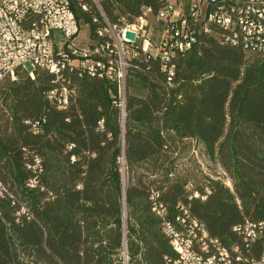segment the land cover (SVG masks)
<instances>
[{
	"label": "trees",
	"instance_id": "1",
	"mask_svg": "<svg viewBox=\"0 0 264 264\" xmlns=\"http://www.w3.org/2000/svg\"><path fill=\"white\" fill-rule=\"evenodd\" d=\"M72 1L83 23L99 16L96 7L83 11ZM102 4L112 21H132L143 5L158 9L157 0ZM147 65L150 73L128 72L123 121L117 84L106 79L71 77L77 91L65 109L47 98L49 73L20 71L3 82L0 178L14 198L0 196V264H166L176 252L153 210L152 187L168 218L183 203L210 236L245 250L233 227L264 221V57L203 34L178 59L169 95L158 63ZM39 117L45 121L35 134L27 121ZM177 138H197L233 187L174 175ZM206 188V199L194 195ZM262 249L258 241L252 253Z\"/></svg>",
	"mask_w": 264,
	"mask_h": 264
},
{
	"label": "built area",
	"instance_id": "2",
	"mask_svg": "<svg viewBox=\"0 0 264 264\" xmlns=\"http://www.w3.org/2000/svg\"><path fill=\"white\" fill-rule=\"evenodd\" d=\"M79 1L83 11L91 7L99 10L91 23L77 17L72 0H0V88L6 80H16L20 71L32 78L37 71H44L52 75L47 98L65 109L77 91L71 77L106 79L117 84L119 98L115 102L121 107L123 121L129 70L150 73L147 64L158 63L169 95L178 59L194 49L203 34L264 57V0H157L156 11L143 5L142 13L132 21L126 15L112 21L103 11L102 0ZM91 24L96 26L94 31ZM28 28H36V35L28 36ZM63 63L72 64V72H64ZM44 121L39 117L27 122L37 134ZM178 155L177 149L173 157ZM40 167L36 157L33 168ZM36 184V178L29 182L30 186ZM209 192L206 188L204 194L196 190L194 195L206 199ZM0 196L14 198L1 178ZM150 198L176 252L174 258L166 257V264H264L263 220L234 226L245 241V250H237L234 243L235 255H227L223 241L210 236L187 205L179 203L176 217L170 219L157 188H151ZM180 230H190V237H180ZM258 241L263 249L255 256L252 247Z\"/></svg>",
	"mask_w": 264,
	"mask_h": 264
},
{
	"label": "rangeland",
	"instance_id": "3",
	"mask_svg": "<svg viewBox=\"0 0 264 264\" xmlns=\"http://www.w3.org/2000/svg\"><path fill=\"white\" fill-rule=\"evenodd\" d=\"M176 144L179 155L171 166L174 175L183 176L196 185H209L210 180L213 179L221 180L227 185L233 186L229 174L220 161L210 157L197 138H177ZM122 161L125 162L124 159Z\"/></svg>",
	"mask_w": 264,
	"mask_h": 264
},
{
	"label": "bare ground",
	"instance_id": "4",
	"mask_svg": "<svg viewBox=\"0 0 264 264\" xmlns=\"http://www.w3.org/2000/svg\"><path fill=\"white\" fill-rule=\"evenodd\" d=\"M80 7V4H79ZM36 35V28H28V36H35ZM63 71L64 72H72V64L70 63H63ZM126 112L124 111L123 117H125ZM188 233L186 235H182L180 233V237H190V230L187 231ZM164 233L168 236V232L164 231ZM225 254L227 255H235V246H233L231 249L225 247ZM237 250H241L238 246H236Z\"/></svg>",
	"mask_w": 264,
	"mask_h": 264
},
{
	"label": "water",
	"instance_id": "5",
	"mask_svg": "<svg viewBox=\"0 0 264 264\" xmlns=\"http://www.w3.org/2000/svg\"><path fill=\"white\" fill-rule=\"evenodd\" d=\"M128 36H129V37H134V33H132V32H128Z\"/></svg>",
	"mask_w": 264,
	"mask_h": 264
}]
</instances>
